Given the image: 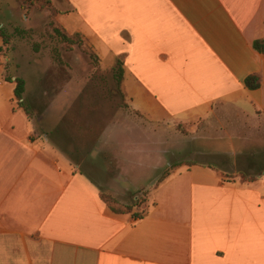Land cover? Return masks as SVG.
I'll return each instance as SVG.
<instances>
[{"label": "crops", "instance_id": "1", "mask_svg": "<svg viewBox=\"0 0 264 264\" xmlns=\"http://www.w3.org/2000/svg\"><path fill=\"white\" fill-rule=\"evenodd\" d=\"M56 6L59 26L103 63L122 60L129 115L182 126L204 146L193 153L199 161L171 170L143 189L142 204L117 214L102 198V174L92 177L63 136L39 130L0 72V264H264V171L241 176L257 158L246 143L264 142V54L254 48L264 39V0ZM253 75L256 90L245 83Z\"/></svg>", "mask_w": 264, "mask_h": 264}, {"label": "rangeland", "instance_id": "2", "mask_svg": "<svg viewBox=\"0 0 264 264\" xmlns=\"http://www.w3.org/2000/svg\"><path fill=\"white\" fill-rule=\"evenodd\" d=\"M52 1L57 8V0ZM52 20L48 11L28 12L19 0H0V22L11 38V46L0 61V72L6 68L7 75L16 67L18 76L26 81L23 109L27 115L36 121L39 130L50 131L52 141L63 136L67 152L73 158L83 159L81 162L86 160L84 169L92 177L102 174L105 196L122 207L136 201L142 204L147 198L144 188L158 183L177 164L199 161L201 158H195L193 153L204 144L189 139L182 126L163 129L129 115L120 79L122 60L103 63L81 35L74 37L75 45H67L55 35ZM55 27L73 34L64 26ZM17 30L24 33L19 34ZM10 56L14 58L13 65L6 61ZM136 123L144 127L137 128ZM259 136L260 140L264 138V126ZM166 140L173 148L168 149L171 145L164 144ZM136 142L142 146H134ZM246 149L257 153L252 171L245 173L248 179H253L255 173L264 171V142H247ZM140 150L151 153L144 158L138 155ZM92 152L96 154V167L88 161ZM213 161L234 162L231 159ZM241 162L242 170L247 162ZM121 172L129 176L130 182L119 177Z\"/></svg>", "mask_w": 264, "mask_h": 264}, {"label": "trees", "instance_id": "3", "mask_svg": "<svg viewBox=\"0 0 264 264\" xmlns=\"http://www.w3.org/2000/svg\"><path fill=\"white\" fill-rule=\"evenodd\" d=\"M19 2L21 3L22 8L28 12L29 11L31 12L32 10L48 11L50 13V17L53 18L51 26H52V29L55 35L61 37L63 42L66 43L67 45L68 44L75 45L76 42L74 40L75 39L74 37L75 36L79 37L80 34L69 35L64 29L60 27H55V26H59L58 23L55 21V18L57 19V17L59 16V10L55 7V4L53 3L52 0H19ZM17 33L23 34L24 32L17 30ZM0 37L3 39V46L0 48V53L3 55V57H5L6 55L5 52H7V50H9L11 46L10 44L11 38L8 34H6V31L4 30V27H2L1 22H0ZM79 44H81V42H79ZM254 48L256 51L264 54V39L255 41ZM7 57H6V61L9 62L8 64L12 62V65H13V61H14L13 56H10L9 59ZM120 67H121L120 68L121 69L120 79L123 82L124 80L123 63L120 64ZM6 73H7V69L5 68L3 72V77L8 82L16 83L15 95L17 97V101L22 108H25L26 100L24 96L26 93V81L23 78L18 76V70L16 71L15 66L11 72L8 71V74L10 75L8 74L5 75ZM245 83H246V86L251 90H256L261 86L260 78L256 75L249 76L246 79ZM180 165H182V163L175 165L173 168L175 169L179 167ZM169 173L166 174L161 180H163L167 175H169ZM241 176L244 180H254L255 179V178L248 179L246 175L244 174ZM102 198L110 206V208L117 214L130 213L133 211L134 206L141 204L139 201H136L131 206L122 207V206L115 205V200L111 197L105 196L104 193L102 194Z\"/></svg>", "mask_w": 264, "mask_h": 264}, {"label": "built area", "instance_id": "4", "mask_svg": "<svg viewBox=\"0 0 264 264\" xmlns=\"http://www.w3.org/2000/svg\"><path fill=\"white\" fill-rule=\"evenodd\" d=\"M3 59V55L0 53V61ZM137 210V208H136ZM137 214H140V212H137Z\"/></svg>", "mask_w": 264, "mask_h": 264}]
</instances>
